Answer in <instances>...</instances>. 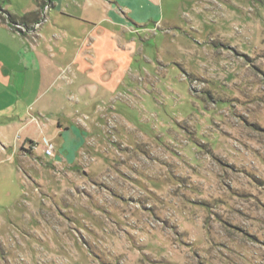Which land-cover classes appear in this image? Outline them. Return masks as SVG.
I'll return each mask as SVG.
<instances>
[{"label":"rangeland","instance_id":"374dc122","mask_svg":"<svg viewBox=\"0 0 264 264\" xmlns=\"http://www.w3.org/2000/svg\"><path fill=\"white\" fill-rule=\"evenodd\" d=\"M161 6L174 27L120 34L86 87L40 84L55 106L24 168L37 182L4 200L1 174L0 264H264V0ZM79 133L97 140L84 171L42 152Z\"/></svg>","mask_w":264,"mask_h":264},{"label":"crops","instance_id":"0c3cea01","mask_svg":"<svg viewBox=\"0 0 264 264\" xmlns=\"http://www.w3.org/2000/svg\"><path fill=\"white\" fill-rule=\"evenodd\" d=\"M15 1L19 2L16 7L11 0H0V178L6 172L11 179L4 190V200H10L12 194L9 196V190L19 187L22 179L26 180L25 175L31 184L37 182L27 175L24 168L27 169L29 155L35 152L32 145L46 138L43 120L52 116L55 106L53 102L43 100L47 91L39 90L40 84L50 89L59 83L60 73L68 70L73 79L68 80L65 87L77 83L82 88L86 87L83 78L91 79L97 75L98 62L110 56V47L120 34L133 33L134 30L150 33L161 25L174 27V22L165 20L161 6L163 0ZM28 14L32 15L23 22L22 18ZM38 24L40 26L34 33L17 30L19 25L33 30ZM58 34L62 37L57 38ZM62 130L63 127L60 128L61 133ZM66 139L71 144L74 142V151L71 152L68 149L71 144L65 142L62 155L55 153L53 157L56 164L72 172L83 170L79 156L84 151L87 154L85 145L92 146L91 143L97 140L87 141L80 133L78 137L66 135ZM41 148L43 152V145ZM218 151L222 150H216V154ZM222 165L224 169H219L221 174L216 170L214 174L218 173V178L224 179L230 174L231 167ZM199 170L198 179L193 176L199 181L197 184L204 179L206 184L219 185L217 177L216 181L212 176L214 182H211L207 171ZM80 181L85 185V181ZM92 182L96 185V181ZM216 198L214 195L213 201ZM207 205L214 209L209 218L212 222L218 208ZM232 220L237 222L239 219L234 217Z\"/></svg>","mask_w":264,"mask_h":264},{"label":"built area","instance_id":"2783aa9c","mask_svg":"<svg viewBox=\"0 0 264 264\" xmlns=\"http://www.w3.org/2000/svg\"><path fill=\"white\" fill-rule=\"evenodd\" d=\"M39 26H40V24H38L35 27V29L39 28ZM19 29H22L24 31V29L20 26L17 27V30H19ZM38 148H39V145H34V144L32 145V150L36 151V150H38ZM54 150H55L54 145L51 142H49L48 140H45L44 145H43V151H44L45 155L48 157H54L55 156Z\"/></svg>","mask_w":264,"mask_h":264},{"label":"trees","instance_id":"16d2710c","mask_svg":"<svg viewBox=\"0 0 264 264\" xmlns=\"http://www.w3.org/2000/svg\"><path fill=\"white\" fill-rule=\"evenodd\" d=\"M31 15H32V14H28V15L24 16V17L22 18V21H23V22L26 21ZM11 18H12V19H11L12 21H15L13 17H11ZM23 22H21V23H23Z\"/></svg>","mask_w":264,"mask_h":264},{"label":"flooded vegetation","instance_id":"af4514ba","mask_svg":"<svg viewBox=\"0 0 264 264\" xmlns=\"http://www.w3.org/2000/svg\"><path fill=\"white\" fill-rule=\"evenodd\" d=\"M19 26H20V27H23V26H21V25H19ZM23 29H24V28H23ZM24 31H25V32H33V31L35 32L36 29L30 30L29 28H25ZM34 32H33V33H34Z\"/></svg>","mask_w":264,"mask_h":264}]
</instances>
